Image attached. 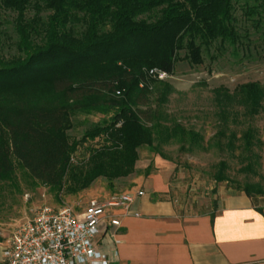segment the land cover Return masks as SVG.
<instances>
[{
  "label": "trees",
  "instance_id": "1",
  "mask_svg": "<svg viewBox=\"0 0 264 264\" xmlns=\"http://www.w3.org/2000/svg\"><path fill=\"white\" fill-rule=\"evenodd\" d=\"M237 1L0 0V182L11 178L14 160L56 200L98 177L112 190L114 179L134 170L141 146L161 155L159 148L170 141L181 150L200 144L198 132L168 120L160 107L172 88L148 71L171 74L180 51L197 65L202 49L237 45ZM244 1H252L246 14L264 15V0ZM2 13L11 16L9 30ZM213 93L222 119L219 137L229 110L239 107L248 119L264 110V79ZM78 112L108 117L69 141L66 132ZM256 133L251 125L242 132L245 151L259 143ZM96 137L101 143L72 162L75 147ZM149 171L146 166L143 175ZM213 178L226 180L220 170ZM237 188L248 197L264 196L258 183Z\"/></svg>",
  "mask_w": 264,
  "mask_h": 264
},
{
  "label": "rangeland",
  "instance_id": "2",
  "mask_svg": "<svg viewBox=\"0 0 264 264\" xmlns=\"http://www.w3.org/2000/svg\"><path fill=\"white\" fill-rule=\"evenodd\" d=\"M251 4L252 1L244 0L233 3L234 25L240 36L237 45L215 43L208 50L202 49L201 63L197 65L189 64L182 58L183 52L180 51L173 72L160 79L172 88L160 108L167 114L169 121H175L186 129L198 132L201 136L200 144L181 150L177 142L170 141L159 148L161 155L141 146L134 164L137 170L114 179L112 184L117 182L116 188L110 190V195L125 192V187L136 175L134 171L143 174L146 166L152 169L154 159L172 164L177 171L174 179L183 184L184 190L194 196L202 195L208 202L216 191L221 194L241 192L237 186L246 182L258 183L264 187V110L252 119L245 117L239 107L229 110L224 115L227 123L224 136L219 137L217 131L222 126V119L220 106L213 93L219 86L232 92L238 84L249 81L261 83L264 79V15L246 14V5ZM10 18L8 13L1 15V22L8 30ZM150 102L151 106L155 105L154 93L150 96ZM107 117L108 115L101 113H75L71 116L72 127L66 132L69 141L78 140L86 129ZM247 125L255 128L259 140L250 152L243 149L241 139ZM231 133L234 134L233 137ZM228 141L231 142L230 146ZM100 143L101 138L96 137L78 144L71 161L84 160L88 148ZM13 168L11 178L0 182V230L6 234L41 205L53 208L70 207L75 212H80L92 197L87 191L92 183L106 187V179L98 177L78 193H61L59 200H56L47 186L29 177L14 160ZM219 170L226 180H214L213 174Z\"/></svg>",
  "mask_w": 264,
  "mask_h": 264
},
{
  "label": "crops",
  "instance_id": "3",
  "mask_svg": "<svg viewBox=\"0 0 264 264\" xmlns=\"http://www.w3.org/2000/svg\"><path fill=\"white\" fill-rule=\"evenodd\" d=\"M153 163L125 187L141 194L126 214L115 211L119 225L104 219L97 226L95 246L109 264H264V196L216 191L208 202L184 190L172 164ZM87 191L90 199L110 195L101 184ZM9 233L0 230V261Z\"/></svg>",
  "mask_w": 264,
  "mask_h": 264
},
{
  "label": "built area",
  "instance_id": "4",
  "mask_svg": "<svg viewBox=\"0 0 264 264\" xmlns=\"http://www.w3.org/2000/svg\"><path fill=\"white\" fill-rule=\"evenodd\" d=\"M148 74L159 80L167 76L156 69ZM138 194V190L125 191L104 200L90 199L80 212L70 207L39 206L13 226L2 248L0 264H109L95 246L97 226L104 219L111 226L119 225L115 211L126 214Z\"/></svg>",
  "mask_w": 264,
  "mask_h": 264
}]
</instances>
